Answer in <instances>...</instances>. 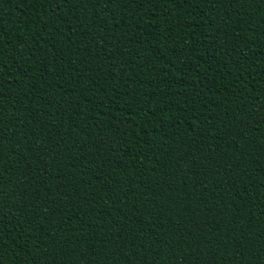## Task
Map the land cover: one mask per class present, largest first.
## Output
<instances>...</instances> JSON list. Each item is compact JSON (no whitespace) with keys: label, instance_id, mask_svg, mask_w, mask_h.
Segmentation results:
<instances>
[{"label":"trees","instance_id":"1","mask_svg":"<svg viewBox=\"0 0 264 264\" xmlns=\"http://www.w3.org/2000/svg\"><path fill=\"white\" fill-rule=\"evenodd\" d=\"M0 264H264V0H0Z\"/></svg>","mask_w":264,"mask_h":264}]
</instances>
